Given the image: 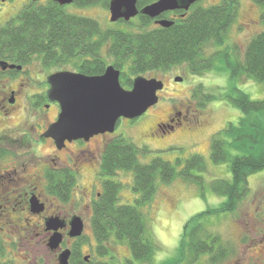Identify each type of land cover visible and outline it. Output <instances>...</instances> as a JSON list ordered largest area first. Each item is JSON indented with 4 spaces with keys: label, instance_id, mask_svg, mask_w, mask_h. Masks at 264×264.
<instances>
[{
    "label": "trees",
    "instance_id": "1",
    "mask_svg": "<svg viewBox=\"0 0 264 264\" xmlns=\"http://www.w3.org/2000/svg\"><path fill=\"white\" fill-rule=\"evenodd\" d=\"M254 1L264 8V0ZM29 10L33 12L27 17L28 39L24 41L23 31L19 32L13 51H27L31 58L36 55L44 62L55 64L76 58V69L91 76L103 74L106 67L112 64L121 70V84L126 89L133 87L134 79L138 76L148 77V73L167 71L181 64H186L195 74L203 73L215 66V57L224 59L231 79L245 75L264 83V30L249 42L242 59L238 48L239 55L234 52V60L229 58V53L232 54L234 49L205 55L206 45H222L232 22L231 16L220 14L218 7L198 10L183 26L139 32L103 29L94 18L63 13L54 1H50L46 7L31 5ZM261 21L264 23V12ZM104 45H108L105 50ZM231 101L243 114L237 123L230 122L213 135L211 157L215 163L229 159L223 133L231 135L230 144L237 143L247 153L230 157L231 180L217 179L212 183L213 190L226 196V201L219 207L193 216L185 225L179 256L161 264H181L187 257L191 258V263H195L204 254L210 255L213 262L223 258L226 248L217 235L204 227L201 220L211 214L235 211L249 194L250 175L264 169V119L260 116L264 112V99H252L249 94L237 89ZM149 152L148 146H139L121 135L107 145L101 163V174L104 176L114 177L120 171L133 173V188L139 195L135 204H122L121 181H104L105 192L95 205V216L91 222L103 254L109 253L107 244L112 236L128 242L133 258L128 260V264H135V260L150 263L155 250L139 205L151 202L159 183L168 184L177 177L201 182V176L194 172H201L206 167L205 159L198 153L191 155L178 168V165L161 156H155L149 162L142 161V155ZM180 162L181 159H178ZM67 196L62 194L61 199L65 201Z\"/></svg>",
    "mask_w": 264,
    "mask_h": 264
},
{
    "label": "flooded vegetation",
    "instance_id": "2",
    "mask_svg": "<svg viewBox=\"0 0 264 264\" xmlns=\"http://www.w3.org/2000/svg\"><path fill=\"white\" fill-rule=\"evenodd\" d=\"M50 1L57 3L63 13L76 16L79 14L73 11V6H89L99 0H73L72 3L64 5L55 0H0V61L8 66L6 69L0 66V264H60V254L66 248L72 252L70 264L72 262L90 264L91 255H77L73 246L75 238L68 235L70 222L75 216H80L85 226L87 220L92 222L95 216V205L99 203L105 192L104 181L117 180V176L120 175L118 172L114 177L104 176L101 174V163L107 145L121 135L107 132L93 136L88 141L67 140L61 149L57 147L53 138L44 136L49 126L58 120L61 111L60 104L49 99L48 77L61 71L81 72L76 67L50 70L55 66H65V63L75 66L76 58L71 57L65 62L55 64L49 61L44 62L36 55L31 58L27 51H13V47L19 39V32L23 31L24 41L28 39L27 17L33 12L29 10V7L31 5L46 7ZM89 1L93 3L83 4ZM110 1L107 0L109 12ZM158 1L138 0L136 6L139 13L135 17L129 21L120 19L112 23L126 25L133 32L166 30L185 25L198 10L218 7L221 10L220 14L231 16L232 22L227 29L228 33L239 20L240 27L250 29L252 21L249 18H251L252 7L256 5L254 0H248L251 2L248 8L242 7V0H196L193 2L180 0L176 6L162 11L157 16L151 17L142 13L145 7ZM81 16L90 17L85 14ZM258 17L260 18V14ZM23 22L24 25H22ZM163 22L171 24L165 26ZM244 37H247V33L240 40ZM235 43L225 38L219 48L220 50L234 49L232 54L229 53V58L232 60L235 58L233 53L237 54L236 48H241ZM12 65L16 67L10 68ZM186 77H172V79L182 78L181 81L176 80V85L185 84L187 94L178 104L173 103L165 118L156 122L148 134L141 135L140 141L155 137L161 139L167 134L176 135L177 129L186 131L193 122L202 125L200 110L196 108L197 101L193 100L196 88L192 86L193 83L188 82L189 76ZM163 83L166 88L165 81ZM141 117L122 119L126 120V123H134ZM135 124L128 126L132 129L136 126ZM108 136L111 139L103 141L104 147L101 154L94 153L90 148H82L96 138ZM47 142L53 146V152L43 154L41 147ZM72 146L75 150L71 148ZM90 173L92 178L87 180ZM62 194L68 195L65 201L61 199ZM51 218L65 221L67 224L65 228L60 229L64 234V241L58 249H51L49 246V239L54 233L47 227V221ZM250 222L247 220L245 224H252ZM23 236L26 241L33 240L34 244H28L24 250L4 251V244H11V241L16 243L17 240L23 241ZM68 241L71 242L68 244ZM254 242L256 245L264 244V236L260 240L253 241L252 246ZM235 264L239 263L235 262Z\"/></svg>",
    "mask_w": 264,
    "mask_h": 264
},
{
    "label": "rangeland",
    "instance_id": "3",
    "mask_svg": "<svg viewBox=\"0 0 264 264\" xmlns=\"http://www.w3.org/2000/svg\"><path fill=\"white\" fill-rule=\"evenodd\" d=\"M250 5V1L242 0V7L248 8ZM72 9L79 15L85 14L96 19L103 29H129L126 25L110 21L107 0H99L89 6L75 5ZM263 12L264 8L256 3L252 7L251 18H249L252 21L250 29L240 27L239 20L225 36L230 41H235V45L241 47L238 48L241 51V59L249 42L264 30V23L261 21ZM245 33H247V37L240 40ZM107 47L108 45H104L103 50ZM219 48V45L208 44L204 49L205 55L211 56L218 54V51H225ZM64 65L52 67L50 70L75 68L73 64L65 63ZM147 76L160 78L166 83V88L159 93V102L134 123H126V120L122 119L118 122L115 133L132 139L139 146H148L151 152L142 155L141 160L144 162L151 161L155 156H161L180 168L186 159L194 153H198L203 156L206 164L203 171L194 172L201 176V182L186 181L177 177L168 184L159 183L151 202L145 205L138 204L144 214L147 231L155 243V250L150 263L135 260V264H161L170 258L179 256V246L185 225L193 216L219 207L226 201V196L213 190L212 183L217 179L231 180L230 157L246 154L247 151L237 143L230 144L231 135L223 133L222 137L227 143L229 159L215 163L211 157L212 137L215 133L226 128L230 122L237 123L242 116V110L231 101V96L237 92V89L246 92L252 99L260 100L264 99V83L245 75L231 79L230 70L224 59L218 57H215V66L203 73L195 74L187 65H177L167 71L148 73ZM173 76L184 78L189 76L188 82L194 84L192 86L196 88V93L193 100L197 101L196 108L200 110L202 125L193 122L187 127L189 131L177 129L176 135L167 134L161 139L155 137L140 141V136L148 134L156 122L165 118L171 105L181 102L187 94L186 85H176V78L172 79ZM260 116L263 120L264 112ZM134 124L136 125L134 128H129L128 125ZM110 139L109 136L99 137L82 148H90L94 153L101 154L104 147L103 141ZM71 148L75 150V147ZM41 152L43 154L52 153L53 146L47 142L41 147ZM178 159H181L180 163H178ZM91 178L90 173L87 180H91ZM133 178V173L125 171H120V175L117 176V180L119 179L123 185L120 193V203L122 204H135V199L139 196L134 191ZM249 187V194L235 211L211 214L201 220L208 231L219 237L220 243L226 248V255L215 262L211 261V256L208 254L200 256L195 263H191V258L187 257V260L181 264H235V262L264 264V244L256 245L254 242V246L251 245L253 241L260 240L264 236V169L250 175ZM247 220L251 221L252 224H249L252 226L251 228L245 224ZM20 234L23 235V232L20 231ZM28 244L33 245L34 241L31 239L26 241L23 236V241L17 240L16 243L11 241V244H4V251L9 249L24 250ZM107 245L109 253L103 254L100 250L102 245L94 233L90 220H87L82 236L76 237L73 241L77 255H91L90 264H128V260L133 259L126 240L120 241L112 236ZM71 264L78 263L72 262Z\"/></svg>",
    "mask_w": 264,
    "mask_h": 264
},
{
    "label": "water",
    "instance_id": "4",
    "mask_svg": "<svg viewBox=\"0 0 264 264\" xmlns=\"http://www.w3.org/2000/svg\"><path fill=\"white\" fill-rule=\"evenodd\" d=\"M55 1L61 5L73 2V0ZM137 1L111 0L110 21L117 22L120 19L129 21L135 17L139 13ZM179 1L159 0L145 7L142 13L154 17L164 10L173 8ZM170 24L163 22L165 26ZM0 66L5 69L8 67L1 61ZM14 67L16 66H10V68ZM120 78L121 70L112 64L106 67L103 74L96 76L70 71L50 75L47 79L50 84L48 96L51 101H57L60 104L61 111L58 120L49 126L44 136L53 138L57 147L61 149L67 140L88 141L99 134L113 133L121 118H139L159 102L158 92L164 88L162 80L156 77L138 76L134 79L133 87L126 89L121 84ZM176 80L181 81L182 78ZM66 226L65 221L56 218L47 221L48 229L54 231L49 239L51 249L61 247L64 234L60 229ZM84 228L83 219L75 216L70 222L68 235L72 238L80 237ZM71 254L69 248L62 250L60 264H70Z\"/></svg>",
    "mask_w": 264,
    "mask_h": 264
}]
</instances>
